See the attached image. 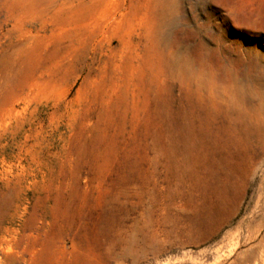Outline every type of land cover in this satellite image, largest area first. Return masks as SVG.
Here are the masks:
<instances>
[{
    "label": "rangeland",
    "instance_id": "1",
    "mask_svg": "<svg viewBox=\"0 0 264 264\" xmlns=\"http://www.w3.org/2000/svg\"><path fill=\"white\" fill-rule=\"evenodd\" d=\"M157 1L0 0V264H264V0Z\"/></svg>",
    "mask_w": 264,
    "mask_h": 264
},
{
    "label": "bare ground",
    "instance_id": "2",
    "mask_svg": "<svg viewBox=\"0 0 264 264\" xmlns=\"http://www.w3.org/2000/svg\"><path fill=\"white\" fill-rule=\"evenodd\" d=\"M156 6L158 7H161L162 10L164 9L166 12H167V9H170L172 6H173V0H158L156 2ZM163 10V14H162V17L161 19L162 20H166L167 19V15H165V12ZM257 135L261 138L264 139V127H259L257 130H255ZM259 139V138H258Z\"/></svg>",
    "mask_w": 264,
    "mask_h": 264
}]
</instances>
